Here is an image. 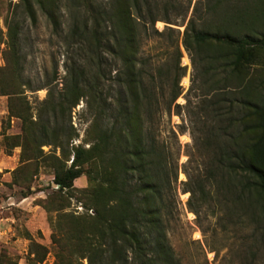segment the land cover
<instances>
[{
	"label": "trees",
	"instance_id": "1",
	"mask_svg": "<svg viewBox=\"0 0 264 264\" xmlns=\"http://www.w3.org/2000/svg\"><path fill=\"white\" fill-rule=\"evenodd\" d=\"M38 9L73 54L64 60L61 81L55 66L45 82L33 86L25 75L22 34L26 21L36 24ZM153 9L148 0L8 4L5 31L0 26V94L8 98L9 115L21 120L11 144L21 147L20 160H42L52 171L56 188L39 204L51 226L54 264H181L167 235L178 160L159 128L162 112L172 107L175 113L183 108L188 117L193 110L206 112L212 123L199 143L208 154L204 172L189 166L192 153L187 152L182 190L190 194L188 208L198 213L196 206L222 191L236 218L257 204L264 220V76L248 75L250 63L264 58V0H206L203 13L194 9L181 44L198 57L204 94L211 98H186L183 105L175 103L184 75L178 48L166 99L158 98L154 75L138 57L144 36L162 33L155 29ZM28 89L46 90L35 119L13 106ZM80 101L89 122L76 144L72 123L66 128L57 116L67 113L71 119ZM81 175L87 186L77 190L74 180ZM73 197L81 202V213L68 210ZM30 250L37 258L30 263L41 262L45 247L31 242ZM39 250L44 251L37 257Z\"/></svg>",
	"mask_w": 264,
	"mask_h": 264
},
{
	"label": "rangeland",
	"instance_id": "2",
	"mask_svg": "<svg viewBox=\"0 0 264 264\" xmlns=\"http://www.w3.org/2000/svg\"><path fill=\"white\" fill-rule=\"evenodd\" d=\"M10 1L0 0V26L4 31L3 17ZM91 1L107 3L109 0ZM205 1L148 0L158 18L154 23L155 29L162 33L145 35L138 57L144 67L154 75L158 98L166 99L171 96L170 80L175 72L173 62L176 59V47L181 54L179 65L184 67V75L179 81L180 94L175 103L183 105L186 98H190L192 102L199 98H211L210 95L205 97L204 94L206 86L201 81V63L197 62L198 57L190 55L181 44L186 22L194 14L195 8L198 9V14L203 13ZM62 3L64 4V1ZM61 15L62 20L67 18L64 11ZM164 17H167L169 22H165ZM146 26L149 28L148 23ZM22 45L26 54L25 75L33 86L45 82L55 66L58 80L61 81L65 73L64 60L73 53L62 47L60 39L51 32L44 14L39 9L36 24L32 25L29 21L25 23ZM258 58L248 66L249 77L257 80L264 76V58ZM3 65L0 49V68ZM45 95V89H28L25 92L26 98L13 100V106L23 108L26 114H32V119H35L37 106ZM83 105L80 101L72 109L71 119L67 113L57 116V120L66 128L72 123L78 134L73 142L76 144L82 143L89 122L87 115L83 113ZM193 111L188 117L183 108L180 113H175V108L172 107L170 113L163 111L160 117V138L171 146L178 160V178L174 184L175 192L173 191L174 203L167 223L168 239L181 264H264V220L260 217L257 204L245 208L240 218H236L227 195L220 191L208 195L206 201L196 206L198 213H194L187 206L190 194L182 190V182L186 180L183 170L188 159L187 152L192 153V163L189 166L204 172L208 154L204 148H200L199 143L208 137L212 124L208 113ZM182 126H186L183 132ZM20 130L21 120L17 116L9 115L8 98L0 94V264H31L33 258L37 259L33 256L34 253H31V242H37L46 249L42 261L36 264H54L55 245L50 238L51 226L47 212L39 203L56 185L52 182L51 169L42 160H20L21 147L11 146L14 142L12 136L20 133ZM172 130L176 132L177 142ZM190 131L194 134V139ZM193 144H196V147L191 149ZM42 149L48 152L50 146L44 145ZM74 186L77 190L87 186L86 177L81 175L76 178ZM28 187L31 193L22 197ZM70 201L68 210L76 213L84 210L76 198L73 197ZM39 251L37 257L42 255L44 250Z\"/></svg>",
	"mask_w": 264,
	"mask_h": 264
}]
</instances>
